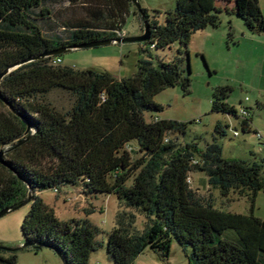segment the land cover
<instances>
[{
  "label": "trees",
  "instance_id": "trees-1",
  "mask_svg": "<svg viewBox=\"0 0 264 264\" xmlns=\"http://www.w3.org/2000/svg\"><path fill=\"white\" fill-rule=\"evenodd\" d=\"M63 3L0 0V73L50 51L121 37L133 1ZM141 9L143 27L145 20L150 25V38L144 41L148 57L139 60L133 75L118 78L106 70L55 63L61 52L22 63L1 80L0 151L7 164L0 162V211L19 205L30 191L32 200L22 225L27 245L0 248V264H17L21 249L44 247L54 249L66 264H89L101 245L100 228L89 218L61 221L39 195L79 184L86 198L115 194L130 209L118 213L108 236L115 264H135L147 248L168 257L173 239L191 248L190 264H264V218L255 215L257 196L264 191V156L228 158L216 140L201 148L170 137L171 132L185 133L184 122L146 119L147 111L164 109L155 101L158 93L176 85L189 90L184 61L195 33L218 28L227 13L242 18L249 32L264 33L260 0H177L163 22ZM175 42L180 43L179 56L154 60L150 49ZM56 89L73 95L72 108L62 111L46 99ZM231 92L229 85L217 87L212 111L241 117L243 131L256 135L251 108L241 114L228 101ZM228 127L218 122L215 130L225 135ZM193 171L205 172L210 188L219 189L225 199L233 192L246 196L250 212L215 207L212 198L191 187ZM136 212L147 217L144 229L136 226ZM228 230L236 236H227Z\"/></svg>",
  "mask_w": 264,
  "mask_h": 264
},
{
  "label": "rangeland",
  "instance_id": "rangeland-1",
  "mask_svg": "<svg viewBox=\"0 0 264 264\" xmlns=\"http://www.w3.org/2000/svg\"><path fill=\"white\" fill-rule=\"evenodd\" d=\"M62 5L63 0H58ZM141 7L148 9L151 18L157 16L164 21L166 12L176 7L177 0H139ZM66 11V10H65ZM69 14V13H67ZM144 33L143 21L134 3L129 7L122 36H137ZM203 33L195 34L189 45V55H185V74L191 78L189 90L181 85L168 87L155 96V101L163 105L161 112L147 111L148 121L154 118L171 119L187 124L185 133L171 132L170 137L181 143L197 142L201 148L208 143L217 141L223 147V154L228 158L251 160L255 156H264L263 142L255 133H245L242 129V118L212 111L214 91L219 86L232 87L229 103L235 105L238 111L248 107L247 97L251 93L244 82L250 72L246 63L252 57L253 38L242 18L226 14L222 16L221 25L214 31L215 37L210 39ZM232 34V36H231ZM144 41L112 43L90 48H77L61 55V64L76 69H100L112 73L118 78L128 77L137 71L141 58H147L148 52ZM252 47V48H251ZM180 43L175 42L165 49H150L155 61L157 59L173 60L179 53ZM254 50V49H253ZM46 99L58 109L67 111L72 108L74 97L62 89L50 92ZM0 109H2L0 107ZM251 118H256V109L251 110ZM222 123L226 134L216 132L217 123ZM254 127V126H253ZM255 127H259L255 123ZM235 129L239 135L234 134ZM255 129V128H254ZM260 130V129H259ZM260 142V143H259ZM137 149V142L130 143ZM5 154V153H4ZM137 153H135V156ZM191 187L198 190L201 196L212 198L215 207L241 213H249L251 203L246 196L233 192L225 199L219 189L209 186L208 175L202 171L190 173ZM132 181H129L131 184ZM39 195L55 211L61 221L89 218L101 230L98 240L99 248L92 253L89 264H115L108 253L107 243L110 231L117 226V215L122 210H130L121 204L115 194L98 193L91 197L82 194V185H61L59 190L54 188L39 192ZM31 207V203L23 204L6 215L0 217V243L9 247H20L25 243L22 225ZM137 213L136 226L144 229L147 217ZM255 215L264 218V191L256 199ZM229 237H235L234 230H228ZM187 250L173 239L171 253L163 257L152 248H147L136 259L135 264H190ZM17 264H66L60 255L52 248L40 250L21 249L17 252Z\"/></svg>",
  "mask_w": 264,
  "mask_h": 264
},
{
  "label": "crops",
  "instance_id": "crops-1",
  "mask_svg": "<svg viewBox=\"0 0 264 264\" xmlns=\"http://www.w3.org/2000/svg\"><path fill=\"white\" fill-rule=\"evenodd\" d=\"M260 4L264 13V0H260ZM214 31H216V28L209 27L195 34L203 33L202 35L213 39L215 37ZM250 35L253 37L251 41L254 47H251L252 57L246 63V69L250 74L244 84L251 93V97L247 100L249 101L247 106L252 111L256 109L258 114V121L257 117L251 118V127L257 130L260 129L264 134V33L253 34L250 32ZM255 123H258L259 127H255Z\"/></svg>",
  "mask_w": 264,
  "mask_h": 264
},
{
  "label": "water",
  "instance_id": "water-1",
  "mask_svg": "<svg viewBox=\"0 0 264 264\" xmlns=\"http://www.w3.org/2000/svg\"><path fill=\"white\" fill-rule=\"evenodd\" d=\"M132 1L136 5V7L139 10L142 11L141 4H140L139 0H132ZM149 38H150V25H149V22L147 20H145L144 21V33L143 34H140V35H137V36H121L119 38H113V39L112 38H110V39H102V40H99V41H96V42H89V43H83V44H79V45H73V46L69 47L68 49L67 48H63V49L47 52L45 54H42L41 56H38V57H35V58H31V59H28L26 61L19 62V63L13 64V65L5 68L0 73V82L3 79L4 76L9 74L12 70H14L18 66H20L22 63H25L27 61L34 60V59H37V58H40V57L53 56V55L59 54L61 52H65V51H69V50L77 49V48H90V47L108 45V44H112V43L146 41ZM0 97L3 98L1 93H0ZM29 130H30V127L28 128V131ZM3 156H4V150H1L0 151V162L3 163V164H7V162L5 161ZM31 200H32V192L30 191L28 198H26L24 201H22L19 205L13 206V207H9V208H6V209L0 211V217L6 215L7 213L13 211L14 209L20 207L23 204L30 203ZM26 245H27V243L23 244V246H26ZM0 248H4V249H7V250H14L15 249V247H9V246H5V245H0Z\"/></svg>",
  "mask_w": 264,
  "mask_h": 264
},
{
  "label": "built area",
  "instance_id": "built-area-1",
  "mask_svg": "<svg viewBox=\"0 0 264 264\" xmlns=\"http://www.w3.org/2000/svg\"><path fill=\"white\" fill-rule=\"evenodd\" d=\"M60 62H61V59L60 58H58L57 60H55V63H60ZM246 100H249V97H247ZM241 114H243L244 116H246V115L249 114V112L244 107V108L241 109ZM235 134L238 135V132H236ZM256 136H257V138H258V140L260 142H263L262 144H263V149H264V134H263V132L261 130H257L256 131ZM188 181L191 183L190 177H189Z\"/></svg>",
  "mask_w": 264,
  "mask_h": 264
}]
</instances>
